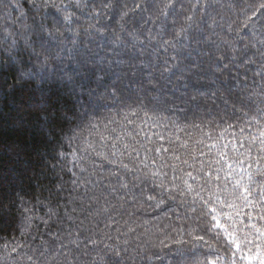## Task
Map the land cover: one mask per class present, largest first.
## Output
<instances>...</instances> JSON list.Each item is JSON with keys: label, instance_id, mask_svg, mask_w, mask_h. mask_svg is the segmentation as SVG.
Listing matches in <instances>:
<instances>
[{"label": "trees", "instance_id": "trees-1", "mask_svg": "<svg viewBox=\"0 0 264 264\" xmlns=\"http://www.w3.org/2000/svg\"><path fill=\"white\" fill-rule=\"evenodd\" d=\"M65 2L67 3L68 0ZM100 2L101 0H95L97 6ZM134 2L135 0H114V3L128 7H131ZM175 3L178 10L181 7L185 9V11L177 13L174 27L178 30L183 24V17L190 14L187 11L190 9V3L189 0H175ZM230 4L235 5V8H230ZM261 4H264V0H218L213 9H205V11H210L217 21V25L212 26L211 29L207 24L203 26L205 36H211V32L215 31L227 39H233L237 34L235 31H228V25L231 24L233 29L241 28L239 35L243 36V41H238V51L243 49L244 44L250 45L248 51L241 57V63L239 65L230 64V70L225 72L227 77L236 76L239 73L238 79L242 84H247V88L242 93L246 98L242 105L237 98L239 89H233L231 95L222 90L216 96L212 95V92L215 91L214 88H205L198 94L190 89L185 92L183 88L179 87V84H177L179 91L170 87L165 89L162 94L151 92L150 89L142 90L140 84L146 80V73L150 69H144L143 74L136 77L130 73L124 75L112 72L105 75L101 72L99 75L103 77L104 86H98L97 73L82 68L78 69L77 61L80 59L83 45L88 44L89 47L95 49L96 44L101 40L95 34L89 36L84 32L90 22L87 18L89 9L80 13L75 7L70 10L76 11L77 15L83 18L79 22L73 18V22L69 23L67 27L78 30L79 35L65 31L63 26L57 25L63 33L59 37L63 41V45L56 46L54 43L50 49L52 59L43 78L38 74L35 77L21 79L19 69L36 70L30 63H17L12 66L9 63V57L23 50L24 39H37L35 25L39 24L42 15L47 17L45 22L51 27L52 17L56 16L62 19V14L56 12L55 9L38 11L32 6L31 0H0V264H31L27 260L28 256H32L37 264H42L44 258L39 254L47 247L60 243L74 247L69 244V240L76 237L65 235L66 231L73 230L70 227L71 222L65 218L64 222L60 223L57 218L50 219L48 213L49 209H52L58 213L59 217H64L65 209L79 208V202L74 203V200L78 195L83 194L84 187L83 185L77 187L73 181L80 182L88 178V172H80L81 166L91 172L93 167L91 161L95 160L97 164L100 162V158L96 157L91 150L85 151L89 143H92L97 150H109L101 148L105 141L100 140V135L115 138L117 135L125 136L126 131L133 134L139 133L137 140L141 143L151 141V143H147L148 147L162 146L161 153L153 152L150 155L153 158L163 155L169 163H171L169 156L172 153L179 155L183 160L189 159V154L194 150L205 152V156L195 157L194 168L181 165L179 161L176 162L183 168V172L178 170L175 175L183 176L189 171L194 176L198 175L197 180L185 177L196 188L209 179L203 172L199 174L196 172L200 160H204L207 164L216 159L218 150L227 153L228 158L235 157L237 150L244 152L245 149L239 147L240 129H244L243 137L251 138L259 136V130L264 125V121L261 124H256L249 118L253 114L258 115L255 109L260 99L258 93L261 87L259 83L261 77L256 75V72L260 63L258 50H264V45L260 44V40L264 39V14H262L264 9H260ZM5 5L8 7L5 8ZM253 12H256L255 16L252 15ZM110 16L112 18L109 20H101L100 25L107 30L119 32L118 15L110 13ZM248 17H251L249 28L244 29L243 24ZM205 19L207 20V17ZM139 27L136 20L126 25L128 31ZM145 27H152L154 33L158 30L151 24ZM141 30L143 31V29ZM9 32L14 33L18 44L11 52H6L5 49L8 48L12 39L7 36ZM172 32L173 25L170 22L164 38L170 39ZM121 36L129 44L133 43L130 37L123 33ZM211 39L217 40V37L211 36ZM73 40L77 42V47L73 46ZM90 40L91 44H89ZM217 43L220 41L217 40ZM251 45H255V47H251ZM212 51L215 56L224 55L227 58L225 63L230 60V54L225 45L221 44L219 50L213 48ZM57 52H59V56L56 55ZM104 54L101 51V55ZM158 54L164 58L170 57L174 53L171 49L168 53L160 49ZM107 55L113 57L111 52H107ZM113 58L120 59V57ZM248 61L256 62L249 63ZM173 83H176L175 78ZM253 91L257 95L248 99V93ZM154 95H160L161 99L153 100L152 96ZM220 95L227 97L230 103L223 104L218 98ZM191 96H196V101H192ZM233 104H235V108L243 106L249 116L245 117L236 112L232 107ZM132 111L136 112V116L128 115V119L133 120L134 123L128 124L127 120H124V116ZM145 112L151 119L144 116ZM64 116H67V119H63ZM46 117L54 118L55 123L48 124ZM109 120L113 122L109 123ZM89 121L100 125L98 129L92 130L91 134L88 129ZM142 121L146 122L142 123ZM209 121H212L213 124L209 125ZM153 123H156L157 126L153 127ZM105 124H108L107 129L104 128ZM121 124L125 127H121ZM228 124H232L234 127L228 129L223 138L219 139L217 147H212L209 151V146L216 141L220 130L227 128ZM193 125H200L205 132L210 128H215L216 130L212 133L213 139L208 140L205 137L204 144H197L196 141L201 139V129H197ZM216 125L219 127L217 128ZM113 128L116 129L115 132H112ZM77 133L80 135L71 142L70 146L68 138ZM157 134L163 136L164 139L160 140ZM177 136L180 137V140L176 139ZM125 139L134 147H140L127 136ZM184 140L188 141L186 148L180 146ZM107 143L110 145L111 140ZM234 144L237 145V150L233 149ZM224 145L227 147H223ZM245 146H247L246 141ZM258 147L257 141L255 145H252L250 159L243 164V175L246 182L249 179L247 173H252V180L248 186L252 191L250 199L253 204L245 206L242 201L238 202L240 215L236 218L235 224L238 242L241 245L239 250L234 244L226 248L223 240H215L214 234L221 231L220 229H213L211 233L200 230L204 226L200 221L195 220V215L199 213L198 205H195L198 209L196 214L189 213L191 219L184 217V208L179 209L181 218H177L175 213L168 212L167 209L153 211L129 207L128 211L132 213L131 218L127 212L115 216L114 219L119 223H113L106 229L112 239H105V243L120 244L123 247L121 242L128 239L130 248L142 245L145 256L160 257L159 260L154 258L152 261L136 257L134 261H129V264H177L179 258L176 257L175 249L178 247H183L186 250L191 249V244L187 242L191 241L193 236H205V240H211L213 246L210 250L204 242L197 243L198 255L196 258L201 261L205 260L207 256L210 259H216L220 264H233V261L234 264H264V235L251 228V225L255 224L260 232H264V220L259 218L262 214L261 208L264 207L260 203L259 195V185H264V172L258 171L257 165L254 163L258 157ZM165 148L169 149L167 153L163 151ZM73 150L77 153V160H73L71 155H59L61 152L68 154ZM17 152L19 155L15 154ZM85 156L88 159L80 158ZM143 157L144 151L141 149L140 158L143 159ZM124 159L125 162H129L127 156ZM160 163L162 161L157 160V164ZM189 163H193V160L189 159ZM248 163H253L251 169H249ZM220 164L224 168L219 173L221 179L215 181L213 178L210 185L212 187L216 183L221 185L224 183L225 172L228 171V168L224 161H221ZM217 167L218 165H212L213 172ZM259 167L264 168V160L260 161ZM164 171L169 172L170 176L173 175L170 169L166 168ZM235 174H241L240 167L235 168ZM91 178L95 179V177ZM126 179L132 181V175H127ZM141 179H143L142 175ZM141 187L151 191L154 185L150 180H147L141 184ZM203 194L206 195V192ZM191 199L192 197L189 196V202ZM171 206L176 207V204ZM217 207L219 210L221 206ZM224 211H228V209H224ZM74 215L80 216V219L84 218L79 211ZM125 219L128 220L127 224L124 223ZM145 221L149 223H145ZM78 223L79 221H77ZM105 223L109 222L101 217L99 227L103 228ZM228 223L231 225L234 221H228ZM188 225L196 229L191 236L187 232ZM181 226L186 229L185 232L180 233L174 230ZM117 227L120 228V232H116ZM129 228L134 231L129 232ZM57 236H65V239L57 241ZM95 238L99 240L101 234L98 233ZM79 239L83 241V236ZM177 240L184 243L174 244L173 242ZM161 241L164 242L163 245ZM5 244H7V248L4 247ZM103 247L104 245L100 244L93 250L94 246L88 245L91 255L83 256L81 259L99 261L97 252ZM13 248H16V252L12 251ZM137 251H141V249L137 248ZM233 253H235L234 256ZM100 255H104V252H100ZM249 257L251 258L249 259Z\"/></svg>", "mask_w": 264, "mask_h": 264}, {"label": "snow or ice", "instance_id": "snow-or-ice-1", "mask_svg": "<svg viewBox=\"0 0 264 264\" xmlns=\"http://www.w3.org/2000/svg\"><path fill=\"white\" fill-rule=\"evenodd\" d=\"M31 3L38 11L55 9L56 12L62 14V19L53 16L50 27L45 22L47 17L42 15L39 24L35 25L37 39H24L23 50L9 57V63L12 66H15L17 63H30L36 70L19 69L21 79L35 77L38 74L43 78V74L46 73L52 59L50 49L54 43L56 46L63 45V41L59 39L63 33L57 25L63 26L65 31L79 35L78 30L67 27L69 23L73 22V18H75L76 22H79L83 18L82 16H78L76 11L70 10L72 7H75L80 13H84L86 9H89L87 18L90 22L87 24L84 32L89 36L95 34L101 40L100 43L96 44L95 49L89 47L88 44L83 45L80 59L77 61L78 69L82 68L97 73L96 82L98 86H104L103 77L99 75L101 72L105 75L112 72L123 73L124 75L130 73L133 77H136L142 75L144 69H150L146 73V80L140 84L142 90L150 89L151 92L162 94L165 89L170 87L179 91L177 87V84H179V87L183 88L185 92L190 89L192 92L198 94L205 88H214L215 91L212 92V95L216 96L222 90L231 95L233 89H239L237 98L242 105L244 104L246 98L242 93L247 88V84H242L238 79L239 73L232 77L225 75V72L230 70V64L239 65L241 63V57L250 47L249 44H244L243 49L238 51V41H243V36L239 35L241 28L233 29L231 24L228 25V31H235L237 34L233 39H227L219 33L212 31L211 36H216L220 43H217V40H212L211 36L204 35L205 29L203 26L205 24L208 25L209 29L217 25V21L211 15V12L205 11V9H213L218 0H194V2L189 0L190 9L187 11L190 14L183 17V24L178 30L174 27L177 13L178 11L183 12L185 9L181 7L178 10L175 0H135L131 7L114 3V0H101L99 6L95 4V0H68L67 3L65 0H31ZM7 7L8 5H5V8ZM229 7L235 8V5L230 4ZM121 8L124 10H120ZM260 9H264V4L260 5ZM110 13L119 17L117 21L119 32L107 30L100 25L101 20L112 18ZM252 15L255 16L256 12H253ZM205 17H207V20ZM250 19L251 17L245 19L243 24L244 29L249 28ZM133 20H136L140 27L128 31L126 25L130 24ZM170 22L173 25V32L170 39H165L164 36L168 31ZM149 24L158 30L154 33L152 27H145ZM145 32L147 33L146 35L144 34ZM121 33L130 37L133 43L129 44L128 41H125ZM7 36L12 37V39L5 51L11 52L14 46L18 44V40L15 38L14 33L9 32ZM72 43L74 47H77L75 40ZM91 43L92 41L90 40L89 44ZM221 44L227 47L230 54V60L227 63L224 62L227 59L224 55L215 56L212 51L213 48L219 50ZM260 44L264 45V39L260 40ZM251 47H255V45H251ZM160 49H163L165 53H168L169 49H171L174 54L170 55V57L161 58L158 54ZM101 51L105 54L101 55ZM258 51L260 63L256 75L261 77V81L259 82L261 87L258 93L260 99L255 109L258 115L253 114L249 118L256 124H261L264 121V50ZM107 52L113 53V57H120V59L109 57ZM56 55L59 56V52ZM248 62L255 63L256 61ZM90 65L91 67H89ZM114 65L115 67H113ZM174 78L176 83H173ZM253 95H257V93L255 91L249 92L247 98L251 99ZM218 98L225 105L230 103L229 99L223 95H220ZM152 99L159 100L161 96L154 95ZM196 99V96H191L192 101H196ZM253 103L256 102L253 101ZM232 107L242 116H249V113L244 110L243 106L235 108V104H233ZM128 115L136 116V112L132 111L130 114L124 116V120H127L128 124L134 123L133 120L128 119ZM144 116L148 117V113L145 112ZM62 118L67 119V116ZM148 118L151 119V117ZM45 119L48 124L55 123L54 118L49 119L46 117ZM112 122V120H109V123ZM145 122L142 121V123ZM208 124L212 125L213 122L209 121ZM99 126L98 123L89 121L88 129L90 134L92 130L98 129ZM155 126H157L156 123H153V127ZM107 127L108 124H105L104 128L107 129ZM121 127L125 126L121 124ZM193 127L201 129L200 125H193ZM216 127L218 128L219 125H216ZM233 127L232 124H228L227 128L221 129L216 141L209 146V151L212 147H217L219 139L223 138L224 133ZM215 130V128H210L209 131L205 132L201 129V139L197 140L196 143L204 144L205 137L208 140H212V133ZM115 131L116 129L113 128L112 132ZM243 131L244 129L241 128V136L238 139L239 147H243L245 149L244 152H238L237 145L234 144L233 149L237 150L235 157L228 158L227 153L218 150L216 159L209 161L207 164L204 160L199 161V167L196 168L197 174L203 172L209 178L203 184H200L199 188L194 187L185 178L198 179V175L194 176L191 171L184 173L183 176L175 175L178 170L183 172V168L176 162L179 161L181 165H188L194 168L195 157L205 156V152L194 150L190 153L189 159L193 160V163H189V159L181 160L179 155L172 153L169 156V160H171V163H169L163 155L153 158L150 153H161L162 146L155 148L148 147L147 143H151V141L148 140L146 143H141L137 140L139 133L133 134L126 131L125 136L135 144L140 145V147H134L133 144L128 143L125 136L117 135L115 138H112L100 135V140L105 141V144L101 145V148H108L109 150H97L92 143H89L85 151L91 150L96 157L100 158V162L97 164L95 160L91 161L93 165L91 172L81 166L80 172H88V178L80 182L73 181V184L77 185V187L81 185L84 187L83 194L78 195L74 200V203L76 201L79 202V208L72 207L70 210L65 209L64 217H59L58 213L52 209H49L48 213L50 219L57 218L60 223H63L65 218L68 222H71L70 227L73 230L66 231L65 235L67 237H76L69 240V244L74 247H69L64 243L47 247L45 251L39 254L44 258L42 264H129V261H134L136 257L147 261H152L154 258L159 260V256H145L142 245H137V248H140L141 251H137V248H130L128 239H124L121 242L123 247L120 244L105 243V239H112V236L109 235L106 229L113 223H119L114 219L115 216H120L124 212H127L129 218H131L132 213L128 211L129 207L144 210L151 209L153 211H165L167 209L168 212L175 213L177 218H181L179 209L184 208V217L191 219L189 213L196 214L198 209L195 205H198L199 213L195 215V220L200 221L204 226L200 230L211 233L213 229H220L221 231H217L214 234L215 240H223L226 248L234 244L236 249L239 250L241 245L238 242L235 224L236 218L240 215L238 211L240 205L238 202L242 201L245 206L253 204V201L250 199L252 191L248 186L252 180V173H247L249 179L246 182L243 175V164L250 159L252 145H255L257 141L259 143L257 149L258 157L254 163L257 165L258 171L264 172V168L259 167L260 161L264 160V125L259 130V136H252L251 138L243 137ZM79 135L77 133L68 138L70 146L71 142ZM157 135L160 140L164 139L163 136ZM176 139L180 140V137L177 136ZM109 140H111L110 145L107 143ZM245 141L247 142V146H245ZM187 145L188 141L184 140L180 146L186 148ZM223 147L226 148L227 145ZM141 149L144 151L143 159L140 158ZM163 151L167 153L169 149L165 148ZM15 154L19 155L18 152ZM59 155H71L73 160L78 159L75 150L68 154L61 152ZM125 156L129 158V162H125ZM80 158L88 159L86 156ZM157 160L162 161V163L157 164ZM221 161H224L228 168V171L225 172L224 183L223 185L216 183L212 187L210 185L213 178L215 181H220L221 179L219 173L224 170L220 164ZM213 164L218 165L215 172L212 169ZM252 166L253 163H248L249 169ZM236 167L241 168L240 175L235 174ZM166 168L170 169L173 175L170 176L169 172L164 171ZM73 175H76V173H73ZM127 175H132V181L126 179ZM141 175L143 179H141ZM91 177H95V179ZM147 180H150L154 185L151 191L141 187V184ZM137 189L139 190L138 192L136 191ZM205 192L206 195L203 194ZM259 195L260 203L264 205V185H259ZM189 196L192 197L191 202L188 200ZM129 201H131V204H129ZM172 204H176V207H172ZM218 205L221 206L219 210ZM224 209H228V211H224ZM78 211L83 214V219H80L78 215H74ZM261 212L262 214L259 218L264 220V207L261 208ZM101 217L109 222L105 223L103 228L99 227ZM41 219L43 218L41 217ZM77 221H79L78 224ZM228 221H234V223L230 225ZM124 223L127 224L128 220L125 219ZM145 223L149 222L145 221ZM251 228L264 235V232H260V229L255 224H252ZM174 230L180 233L186 231L183 226ZM128 231L132 232L134 229L129 228ZM195 231L196 229L188 225L187 232L190 236ZM116 232H120L119 227L116 228ZM98 233L101 234L99 240L95 238ZM124 235H127V233H124ZM81 236H83V241L79 239ZM64 239L65 236L56 237L57 241H63ZM198 242H204L210 250L212 249L213 242L211 240L206 241L205 236H193L192 240L187 242L191 244V249L186 250L183 247L175 249L176 257L179 258L177 264H217L216 259H210L207 256L203 261L196 258L198 255ZM163 243L161 241L162 245ZM173 243L183 244L184 242L177 240ZM100 244H103L104 247L97 252L99 261L95 259L84 261L81 259L83 256L91 255L88 245L94 246L93 250H95V246ZM4 247L7 248V244ZM12 251L16 252V248H13ZM100 252H104V255H100ZM234 255L235 253H233ZM27 260L31 264H37V261L33 260L32 256H28Z\"/></svg>", "mask_w": 264, "mask_h": 264}, {"label": "rangeland", "instance_id": "rangeland-1", "mask_svg": "<svg viewBox=\"0 0 264 264\" xmlns=\"http://www.w3.org/2000/svg\"><path fill=\"white\" fill-rule=\"evenodd\" d=\"M217 264H220V263H217Z\"/></svg>", "mask_w": 264, "mask_h": 264}]
</instances>
